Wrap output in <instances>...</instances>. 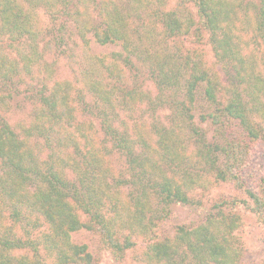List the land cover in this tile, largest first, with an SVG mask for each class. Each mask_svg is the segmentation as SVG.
<instances>
[{
    "label": "trees",
    "instance_id": "obj_1",
    "mask_svg": "<svg viewBox=\"0 0 264 264\" xmlns=\"http://www.w3.org/2000/svg\"><path fill=\"white\" fill-rule=\"evenodd\" d=\"M173 1L0 0V264H96L71 241L81 230L118 263L140 246L141 264H239L236 199H220L190 226L171 214L198 205V189L241 188L264 141V0ZM39 12L46 33L72 22L85 44L90 33L100 45L120 42L125 54L113 55L107 75H83L80 88L43 85L17 130L6 118L16 78L38 65L51 73L37 43ZM203 38L213 63L195 45ZM139 67L155 95L129 87L118 70ZM197 97L210 135L195 122ZM163 108L165 123L149 131L125 121ZM258 189L241 190L261 216Z\"/></svg>",
    "mask_w": 264,
    "mask_h": 264
},
{
    "label": "rangeland",
    "instance_id": "obj_2",
    "mask_svg": "<svg viewBox=\"0 0 264 264\" xmlns=\"http://www.w3.org/2000/svg\"><path fill=\"white\" fill-rule=\"evenodd\" d=\"M173 2L171 0V4ZM38 19V28L43 31L39 36L40 39H37L38 48L39 52L43 54L44 62L49 65L51 73L49 74L43 66L38 65L33 67L31 75H23L20 78H16L15 87L17 93L15 90L12 99H7L10 107L6 118L17 130L19 124L29 121L33 108L31 102H34L32 97L43 85L47 84L48 87L54 82L69 81L72 83L78 82L77 86L80 88L82 83L79 82H83V75L90 70L107 75L105 65L109 66L110 59L114 58L113 55L117 53L125 54L122 45L119 44L120 42L100 45L95 42L90 33L86 35L89 43L85 44L78 36L76 26L72 22L66 23L63 29L59 30L58 27H55L49 33H46L44 31V27L48 25L46 17L39 12ZM195 45L204 50L209 62H214L210 46L206 43L205 38H203L201 44ZM100 60H103L104 63ZM134 63L136 66L139 65L135 61ZM217 67L218 65L216 69ZM143 68L139 67L138 72L132 71L130 73L125 72L124 69L121 70V68L118 70L123 71V80L125 84H129V87L135 81V85L141 86L142 91L146 90V92L149 91L152 95H155V89L147 79V73H145ZM133 74L136 75V79L132 78ZM195 103L196 108L193 112L195 122L199 127H207L208 134H212L208 129L207 123L198 121V113L201 112L203 105L202 100L197 97ZM169 111L167 108L160 109L154 115V118L147 117L148 114L142 115L139 111L135 115H128L125 121H128L129 125L132 126V120H136L142 126V130L149 131L155 123L157 125L159 123L164 124V119L168 118ZM192 147L194 148L193 145ZM119 160L113 158L111 162L116 164V168H123V160ZM245 172L240 180L242 183L241 188H235L229 184H218L204 190L198 189L193 193V199L198 202V205L174 206L172 207L171 215L176 224L190 226L191 224H198L203 221L210 208L220 199H236L238 203L231 209L240 217L241 226L234 232V241L232 243L238 246L240 252L238 262L239 264H264V214L259 216L250 210L252 204L243 190H241L242 186L244 189H248L252 188L254 184L257 185L259 191L264 189V141L258 147V150L254 149L253 157L250 158V163ZM259 179L262 180L260 184L258 182ZM252 183L254 184L252 185ZM71 241L77 245L87 246L88 252L97 258L98 262L96 264H141L136 259L137 255L134 253H140L142 250L140 246L133 253H128L126 262L118 263L111 256L110 252L103 247L98 235L95 233L81 230L71 234Z\"/></svg>",
    "mask_w": 264,
    "mask_h": 264
}]
</instances>
